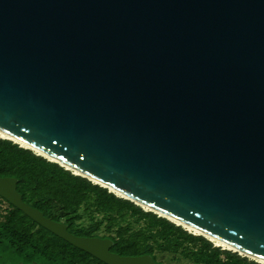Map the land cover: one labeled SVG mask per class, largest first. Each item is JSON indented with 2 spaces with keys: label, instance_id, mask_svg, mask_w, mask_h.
<instances>
[{
  "label": "water",
  "instance_id": "95a60500",
  "mask_svg": "<svg viewBox=\"0 0 264 264\" xmlns=\"http://www.w3.org/2000/svg\"><path fill=\"white\" fill-rule=\"evenodd\" d=\"M0 139L264 264V0H0ZM16 186L0 198L100 263L156 264Z\"/></svg>",
  "mask_w": 264,
  "mask_h": 264
},
{
  "label": "trees",
  "instance_id": "16d2710c",
  "mask_svg": "<svg viewBox=\"0 0 264 264\" xmlns=\"http://www.w3.org/2000/svg\"><path fill=\"white\" fill-rule=\"evenodd\" d=\"M34 165H41L35 169ZM0 178L22 201L79 238L113 242L120 257H168L174 264H258L144 212L86 179L0 139ZM102 264L39 227L0 198V264Z\"/></svg>",
  "mask_w": 264,
  "mask_h": 264
},
{
  "label": "bare ground",
  "instance_id": "6f19581e",
  "mask_svg": "<svg viewBox=\"0 0 264 264\" xmlns=\"http://www.w3.org/2000/svg\"><path fill=\"white\" fill-rule=\"evenodd\" d=\"M11 140L14 141L16 144L20 145L23 149L32 150V151H33L34 153H36L37 155H41V156L45 157V159H47V160H49V161H54V160H52L50 157L44 156L43 154L39 153L38 151H36L35 149H33V148L29 147V146H26V145H24V144H22V143H19V142H17V141L14 140V139H11ZM179 225H181L182 227H184V229H186L187 231H189L190 233H192V234H194V235H204V234H202L200 231H198V230H196V229H193V228H191V227H189V226H186V225H184V224H179ZM204 236L207 237V238H209V239H211V241H212L215 245H217L218 247H221V248H224V249H229V250H232V251H233L232 247L226 245L225 243L219 242V241H217V240H215V239H213V238H211V237H208V236H206V235H204Z\"/></svg>",
  "mask_w": 264,
  "mask_h": 264
},
{
  "label": "rangeland",
  "instance_id": "374dc122",
  "mask_svg": "<svg viewBox=\"0 0 264 264\" xmlns=\"http://www.w3.org/2000/svg\"><path fill=\"white\" fill-rule=\"evenodd\" d=\"M22 149V148H21ZM24 150V149H23ZM34 168L35 169H41L42 166L41 165H34ZM195 236H198V235H195ZM158 261L162 264H174L170 261V259L168 257H158ZM6 264V263H5ZM186 264V263H184Z\"/></svg>",
  "mask_w": 264,
  "mask_h": 264
}]
</instances>
